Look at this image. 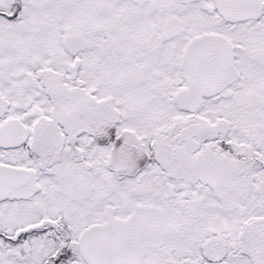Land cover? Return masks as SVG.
Instances as JSON below:
<instances>
[{"label": "snow or ice", "instance_id": "snow-or-ice-1", "mask_svg": "<svg viewBox=\"0 0 264 264\" xmlns=\"http://www.w3.org/2000/svg\"><path fill=\"white\" fill-rule=\"evenodd\" d=\"M0 264H264V0H0Z\"/></svg>", "mask_w": 264, "mask_h": 264}]
</instances>
